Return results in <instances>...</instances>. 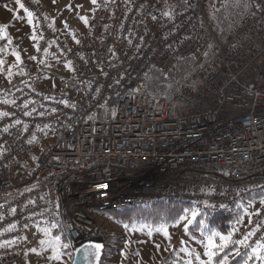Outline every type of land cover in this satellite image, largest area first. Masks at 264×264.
I'll list each match as a JSON object with an SVG mask.
<instances>
[{"label": "built area", "instance_id": "built-area-1", "mask_svg": "<svg viewBox=\"0 0 264 264\" xmlns=\"http://www.w3.org/2000/svg\"><path fill=\"white\" fill-rule=\"evenodd\" d=\"M252 1L257 15L220 39L205 0H96L66 39L37 1L21 0L37 41L35 59L0 78V264L21 263L36 224H60L74 248L102 239L106 211L167 200L225 210L264 192V0ZM191 57L171 100L198 111L173 116L135 90L153 69L174 81L172 64ZM258 210L237 226L234 240L255 231L239 251L264 244Z\"/></svg>", "mask_w": 264, "mask_h": 264}, {"label": "rangeland", "instance_id": "rangeland-1", "mask_svg": "<svg viewBox=\"0 0 264 264\" xmlns=\"http://www.w3.org/2000/svg\"><path fill=\"white\" fill-rule=\"evenodd\" d=\"M44 9L45 15L48 20L49 26L58 31L66 39H68V27H74L77 30H83L86 24L81 17L90 18L94 4L91 0H35ZM225 0H209L216 6L220 3H224ZM207 2V0H205ZM235 6L238 5V0H230ZM208 3L207 9H208ZM70 6V7H69ZM34 26L29 25L28 21L24 22V29L19 33H12L11 43L0 52V60L4 63L0 65V78L6 79L11 75H14L20 63L29 60L35 51V45L37 39L33 40L31 37L35 35ZM3 35V34H2ZM4 36V35H3ZM18 52L20 55V61L16 60V56L13 52ZM50 66L59 72H63V67L51 61ZM56 80L53 77H46L41 80V85L44 87H52ZM138 83L135 84V90L140 91L143 87H140ZM173 86V85H170ZM168 102V101H167ZM158 105V107H160ZM261 201V200H260ZM260 201L255 206L248 205L247 210L243 218L244 222H247L257 211ZM189 218L191 214H188ZM96 230L98 232H114L115 244L112 246L111 261L113 264H155L161 258L167 255V253L178 254L190 264H207L208 257L204 255L206 243L205 235L196 232L194 235H190L187 231V221L181 220L176 225L151 227L150 225H132L128 228H124L116 225L108 216L99 214L96 217ZM162 228H165L170 235V239L164 236ZM46 228L39 227L38 225L31 226L27 229L25 240L30 245V250L24 252L21 255L20 264H70L72 255L70 252H62L59 260L52 259L55 255L53 248L49 245H42L41 240L52 239L49 236H45L43 230ZM102 231V232H101ZM102 235V234H101ZM216 242L219 239L216 238ZM53 243H55L53 239ZM159 245V248H157ZM35 249V251H32ZM61 249V247H60ZM199 255L200 259H196Z\"/></svg>", "mask_w": 264, "mask_h": 264}, {"label": "trees", "instance_id": "trees-1", "mask_svg": "<svg viewBox=\"0 0 264 264\" xmlns=\"http://www.w3.org/2000/svg\"><path fill=\"white\" fill-rule=\"evenodd\" d=\"M208 2L209 0H207L206 3ZM216 5V2L215 5L212 2L211 4L208 3V16L216 22L218 26L217 36L220 39L231 32L243 19L257 15V9L252 0H238L236 8L230 0H225L224 3H220L219 6ZM196 62V59L193 57L176 60L172 64V69L175 73V79L172 82H167L159 70L153 69L147 71L136 80V84H141L140 87H143L140 91L138 90L137 93L153 99L156 102L157 107L160 104L168 103L173 116L184 112L190 113L198 111L200 109L198 104L185 107L184 105L173 103L171 100L173 92L177 90L181 82H183L187 75H189ZM36 158L37 155H33L31 159L32 161H35ZM263 199L264 192L256 191L247 194L234 207L225 210L199 208L192 202L167 200L157 201L146 206L131 207L125 210H110L104 212L103 215L108 216V218H110V220L116 225L124 228H126L125 225L130 227L132 225L140 224L150 225L155 228L160 226L176 225L179 216L185 215V210H187L188 215L191 214L192 209H197L199 214L196 220H193L191 224L187 225V231L190 235H194L196 232L207 235L209 234L210 229L227 233L233 228L237 229L238 225L242 226L246 224L253 217H255L256 214L255 213L247 222H244L243 224V218L248 205L255 206L258 201ZM237 220H239L240 223H237ZM200 221H203V224H200ZM36 225L48 229L50 232L49 237L52 239L59 236V243L61 245L60 251L70 252L72 255L71 242L62 230L60 224L49 223L48 225H45L41 223ZM101 234V240L104 244V252L100 264H113L111 256L113 254L112 246L115 244L116 233L103 232ZM63 245H67V247H63ZM253 248H246L243 251H239L237 244L230 245L224 252L218 253L217 256L213 258V264H218V261L225 254L228 255V264H245L246 261L247 264H254L256 257L252 256ZM236 250L239 251V255H236ZM249 257H251V259H249ZM155 264H188V262L178 254L167 253L166 256L161 258Z\"/></svg>", "mask_w": 264, "mask_h": 264}, {"label": "snow or ice", "instance_id": "snow-or-ice-1", "mask_svg": "<svg viewBox=\"0 0 264 264\" xmlns=\"http://www.w3.org/2000/svg\"><path fill=\"white\" fill-rule=\"evenodd\" d=\"M91 2L93 4L96 3V0H91ZM15 3L18 5L19 9L23 10V12L26 14L27 16V21L29 25L33 24V16L34 13L32 11H30L27 7H25L24 3L21 2V0H15ZM53 3H55V0H53ZM7 5H5V8L7 9ZM70 7V6H69ZM165 15H168V13H165ZM18 18V17H17ZM81 19L84 21L85 24L88 23L87 18L81 17ZM7 25H0V33H3L4 36H7L6 33V29H7ZM35 31V29H34ZM2 38V37H0ZM33 40L37 39V37L35 35H33L31 37ZM11 38H8V43H11ZM79 41H77L78 43ZM37 50L39 51L40 49L37 47ZM0 51H2V49H0ZM13 55L16 56V60L20 61V55L18 52H13ZM32 59H35V57H32ZM4 62L2 60H0V65H2ZM69 70H72V66L71 63L69 62L68 64ZM6 115V114H4ZM17 123H19V121H17ZM5 131H7V129H5ZM107 187V186H105ZM261 204H264V200L260 201ZM208 207H212L211 205H208ZM198 210L197 209H192L191 210V217L189 218V216L187 215V210H185V215H181L179 216L178 220H177V224L179 223V221L181 220H186L188 224H191L193 222V220H196L197 216H198ZM259 210L256 212V215H259ZM251 222V221H250ZM200 224H203V221L199 222ZM237 223H240L239 220H237ZM125 227L127 228L128 226L125 225ZM161 230H163L164 232V236L168 239H170V235L167 232V230L165 228H162ZM237 231V229L233 228L231 231H228L227 233H223L221 231H217V230H209V234L205 235V240L206 243L204 244L205 247V253L204 255L208 257V261L207 264H213V258L217 256L218 253L220 252H224L225 249L229 248L230 245H234V244H245L248 237L251 235L255 234V231H251L249 232L244 240H233V236L235 234V232ZM45 236H50V232L48 229H44L43 230ZM216 238L219 239V242H216ZM54 241L55 243H53V239H47V240H41L40 243L42 245H49L50 247L53 248V251L55 252V255L52 257V259H56L59 260L61 258V253H60V237L56 236L54 237ZM63 247H67V245H63ZM103 247V245L101 244H94V245H88L85 247L84 252H85V259H87L89 256H94L96 259H99V253H100V249ZM157 248H159V245H157ZM262 250H264V244H258L257 247L252 249V256H255L256 259L258 260H264V255H261ZM32 251H35V249H33ZM236 255H239V251L236 250ZM196 259H200L199 255H197ZM249 259H251V257H249ZM190 264V262H189ZM203 264V262H202ZM218 264H228V255L225 254L219 261ZM245 264H247V261L245 262Z\"/></svg>", "mask_w": 264, "mask_h": 264}, {"label": "crops", "instance_id": "crops-1", "mask_svg": "<svg viewBox=\"0 0 264 264\" xmlns=\"http://www.w3.org/2000/svg\"><path fill=\"white\" fill-rule=\"evenodd\" d=\"M5 5L8 6L7 9ZM26 20V14L19 9L15 0H0V25L8 26L6 29L7 37L11 36L12 33L21 32L24 29Z\"/></svg>", "mask_w": 264, "mask_h": 264}, {"label": "water", "instance_id": "water-1", "mask_svg": "<svg viewBox=\"0 0 264 264\" xmlns=\"http://www.w3.org/2000/svg\"><path fill=\"white\" fill-rule=\"evenodd\" d=\"M101 244L103 247L100 249L99 259L94 256H89L85 259L84 249L88 245ZM104 252V244L102 240H88L77 244L72 248V260L70 264H100Z\"/></svg>", "mask_w": 264, "mask_h": 264}]
</instances>
